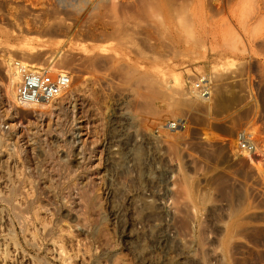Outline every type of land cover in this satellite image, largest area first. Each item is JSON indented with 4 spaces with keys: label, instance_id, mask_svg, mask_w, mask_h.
Returning a JSON list of instances; mask_svg holds the SVG:
<instances>
[{
    "label": "rangeland",
    "instance_id": "obj_1",
    "mask_svg": "<svg viewBox=\"0 0 264 264\" xmlns=\"http://www.w3.org/2000/svg\"><path fill=\"white\" fill-rule=\"evenodd\" d=\"M8 55L68 72L76 108L37 133ZM0 136V200L16 184L39 212L25 232L0 201V264H264V0H0Z\"/></svg>",
    "mask_w": 264,
    "mask_h": 264
},
{
    "label": "bare ground",
    "instance_id": "obj_2",
    "mask_svg": "<svg viewBox=\"0 0 264 264\" xmlns=\"http://www.w3.org/2000/svg\"><path fill=\"white\" fill-rule=\"evenodd\" d=\"M19 27V26H18ZM32 50H35L34 48H32ZM31 51V50H30ZM13 60H14V58L11 56V55H8V58H7V60H6V67H7V74H8V82L6 83V85H5V93H4V95L8 98V101H9V106H10V111H12V112H14V111H16L18 108H20V107H29V108H36L37 110H36V120H38L39 121V123H36V132L38 133V132H41L40 131V128H41V130H45V129H43V127H42V125H43V123H44V121H45V117L46 116H48L47 114V112H46V109L48 108V107H50V106H52V110H51V112H52V114H54L55 116V118H56V120H57V118H60V115L62 114V112H65V113H67L70 109L72 110V109H74V108H76L75 107V104H73V106H72V103H71V101L69 102V100L67 101V103H65L64 105H57V103H58V99H56V100H54V101H52V102H50V103H44V102H42V103H37V104H29V105H21L19 102H18V100H17V94H16V86H17V83H18V81H19V79H20V76H19V74H18V72L15 70V68H14V66H13ZM24 64H26V65H29L30 63H27V62H23ZM66 72V71H65ZM79 98V97H78ZM70 103V104H69ZM51 108V107H50ZM48 111V110H47ZM47 113V114H46ZM51 114V115H52ZM49 115H50V113H49ZM53 116V115H52ZM53 118V117H52ZM54 118V119H55ZM52 119L50 118V121H51ZM50 121H48L49 122V124H48V122H47V125L48 126H50L51 125V122ZM54 122H56V121H54ZM53 122V123H54ZM46 123V122H45ZM52 123V124H53ZM62 123V122H61ZM66 123V122H65ZM64 124V123H63ZM62 124V125H63ZM67 124V123H66ZM46 125V124H45ZM47 125H46V127H47ZM60 125V124H59ZM44 126V125H43ZM52 126V125H51ZM64 126V125H63ZM62 126V127H63ZM47 128H49V127H47ZM65 128V127H64ZM63 128V129H64ZM53 129V128H52ZM67 129V128H66ZM70 129V128H69ZM47 130V129H46ZM61 130V132H62V129H60ZM73 130V129H72ZM50 131V130H49ZM49 131H47V132H49ZM65 130H63V132H64ZM45 132V131H44ZM80 133V132H79ZM44 134V133H43ZM66 134V133H65ZM50 135V134H49ZM60 136H61V133H60ZM36 137H32L31 139H30V141H31V144H32V142H33V144H34V146L32 147L33 148V152L36 150V146L35 145H37V138L35 139ZM43 138V137H42ZM48 138V137H47ZM62 138V137H61ZM39 139V138H38ZM66 139V138H65ZM2 140H3V137H1L0 136V144L2 143ZM43 140V139H42ZM46 140V139H45ZM47 141V140H46ZM46 141H45V144H46ZM42 142V141H41ZM49 142V141H48ZM52 142V141H51ZM40 143V142H39ZM41 145L42 144H44V143H40ZM2 145V144H1ZM47 145H49V144H47ZM40 146V145H39ZM46 146V145H45ZM43 147V146H42ZM256 147H257V144H256ZM31 148V149H32ZM40 148V147H39ZM50 148V147H49ZM49 148H47L48 150H49ZM258 148L259 147H257V150H258ZM42 149V148H41ZM260 149V148H259ZM2 150V149H1ZM38 150H40V149H38ZM43 150H45V148L43 147ZM42 151V150H41ZM53 152V151H52ZM35 153H36V151H35ZM37 153H40V152H37ZM53 154V153H52ZM40 155V154H39ZM47 155V154H46ZM257 155V154H256ZM48 156H50L51 157V155H50V152H49V155H47V157ZM83 156V155H82ZM261 156V155H260ZM46 157V158H47ZM259 157V156H258ZM49 158V157H48ZM81 159V158H80ZM82 160V159H81ZM249 160L252 162V163H255L256 164V161H255V159H254V157H253V155H250L249 156ZM43 162V161H42ZM84 163V162H83ZM39 163V161H38V163H37V166H39V167H37V170H38V176H39V181L41 180V182L45 185V187L46 188H48V190H49V192H50V190H51V192H53V193H55V194H59L58 192H59V188L57 187L58 185H55V183H60L59 181H60V179L59 180H57V182H55L54 183V181H56V178H55V180H54V177H57V176H55V174L54 173H52V175H53V177L51 176V174H50V171L49 170H53L54 172H55V170H54V168L53 169H48L47 167H45L44 166V164H43V166H42V164H40ZM59 164V163H58ZM61 164V163H60ZM62 166L63 165H65V164H61ZM62 166H60L61 168H64V167H62ZM68 166H71L70 164L68 165ZM43 167H45V168H43ZM59 166H57V168H58ZM67 167V166H66ZM66 167H65V169L64 170H66ZM85 167H86V165H85ZM47 168V169H46ZM51 168V167H50ZM57 168H55V169H57ZM69 168V167H68ZM67 168V169H68ZM71 168V167H70ZM84 168V167H83ZM87 169H88V167H87ZM64 170H62V171H64ZM76 170H77V168H76ZM8 171V170H7ZM57 171V170H56ZM60 170H59V168H58V171L57 172H59ZM62 171L61 172H59L60 173V175H61V173H62ZM74 171H75V169H74ZM74 171H73V174H74ZM66 172H69L68 174H70V170H66ZM72 172V171H71ZM77 172V171H76ZM56 173V172H55ZM63 173H65V172H63ZM87 173V172H86ZM85 173V174H86ZM2 174V173H1ZM66 174V173H65ZM65 174H62L61 176H62V178H65ZM80 174V173H79ZM57 175H59V174H57ZM59 175V176H60ZM70 175H72V174H70ZM75 175V174H74ZM64 176V177H63ZM69 177V176H68ZM74 177V176H73ZM61 178V177H60ZM61 178V179H62ZM70 178V177H69ZM34 179H36V178H34ZM67 179V178H66ZM17 180V179H16ZM63 180V179H62ZM67 180H69V179H67ZM67 180H65V181H67ZM75 180V179H74ZM78 180V179H77ZM12 181V180H11ZM29 181H30V179H29ZM64 181V180H63ZM71 182H73V181H71ZM12 183L13 184H15L13 181H12ZM29 183H31L32 185H30V186H32L31 187V189L32 188H35L36 187V180H33L32 179V181H30V182H28V184ZM66 183V182H65ZM64 182H61V184H62V186L64 187V184H65ZM74 183V182H73ZM73 183H71V186H72V184ZM84 183V182H83ZM42 184V185H43ZM70 183H68L67 185L68 186H70L69 185ZM75 184H77V183H75ZM79 184V183H78ZM11 185V184H10ZM66 185V186H67ZM12 186V185H11ZM10 186V187H11ZM67 186V187H68ZM83 186V185H82ZM44 187V188H45ZM73 188H75L74 187V184H73V186H72ZM71 187V188H72ZM78 187V186H77ZM65 188V187H64ZM63 188V189H64ZM80 188V187H79ZM37 191H38V188L36 187L35 188ZM34 189V190H35ZM66 189H68V188H65V190ZM69 189H70V187H69ZM78 189V188H77ZM84 189V188H83ZM18 187H16V184H15V186H13V187H11L10 189H9V192H8V194H6V192H5V195L3 196V197H1V199H2V203L4 202L5 204H6V206L8 207V209H9V211H12L13 212V215H14V218L15 219H17L16 221L18 222L17 224H19V225H22V226H24L23 228H24V231L26 232L27 231V229H28V223H30L31 222V224H32V222L34 223V221H32V219L33 218H35L36 219V217H35V215L36 216H38V213H37V211L35 210V213L32 211V207H34V203L31 201V200H29L28 198L30 197V194H27V199H28V204L26 203V208L24 209V208H18L17 206H15L14 205V201L16 200L15 199V197H17V195L19 194L18 193ZM74 190V189H73ZM76 190V189H75ZM62 191V190H61ZM64 191V190H63ZM62 191V192H63ZM70 191V190H69ZM72 191V190H71ZM76 191H78V190H76ZM39 192V191H38ZM37 192V194H39ZM66 191H64V193H65ZM21 193V192H20ZM31 193V192H30ZM69 193V192H68ZM67 193V194H68ZM34 194V193H33ZM62 193H60V195H61ZM86 194V193H85ZM23 195V194H22ZM54 195V194H53ZM63 195H64V197H68L67 195H66V193L65 194H62L61 195V199L60 200H62L64 197H63ZM66 195V196H65ZM80 195V194H79ZM32 197V196H31ZM31 197H30V199H31ZM85 197V196H84ZM25 198V197H24ZM38 198V197H37ZM56 198H57V196H56ZM59 198V197H58ZM69 198V197H68ZM87 198V197H86ZM15 199V200H14ZM65 200V199H64ZM62 201L64 204H62V205H60L59 207H58V210H61L62 209V206L64 207V206H66V207H68V209L70 208H73L71 205V207L69 206V205H67V200H65V201ZM86 200V199H85ZM163 200V199H162ZM31 201V202H30ZM57 201H58V199H57ZM26 202V201H25ZM71 203V202H70ZM94 203V202H93ZM16 204V203H15ZM69 204V203H68ZM33 205V206H32ZM59 205V204H58ZM65 207V208H66ZM35 208V207H34ZM56 208V207H55ZM75 208V207H74ZM67 209V208H66ZM67 209V210H68ZM66 210V211H67ZM74 209H72V212H73V214H75V212L73 211ZM70 212H71V210H69ZM31 212H33L34 213V217L32 216L33 214L31 213ZM64 212V211H63ZM70 212H69V214H70ZM37 213V214H36ZM62 213V212H61ZM65 213V212H64ZM68 213V212H67ZM78 213H76V217L78 218V215H77ZM67 215V214H66ZM81 215V214H80ZM61 216H63L62 214H61ZM67 216H69V215H67ZM73 216V215H72ZM66 217V216H65ZM77 218H75L76 220H77ZM81 217H79V219H80ZM58 220H61L60 218L58 219ZM63 220V219H62ZM82 220V219H81ZM11 221V220H10ZM63 222V221H62ZM79 222V221H78ZM82 222V221H81ZM21 226V227H22ZM62 226V225H61ZM167 226V225H166ZM56 227H57V225H56ZM23 228H22V230H23ZM168 228V227H167ZM29 230V229H28ZM171 232V231H170ZM53 234H55L54 233V229H47V231H46V235L45 236H50V237H55ZM37 235V234H36ZM169 235V234H168ZM44 237V236H43ZM52 237V238H53ZM46 238H48V237H46ZM61 238H62V236H61ZM15 239V238H14ZM14 239H12V240H14ZM48 240H50V239H48ZM55 242V241H54ZM59 242V241H58ZM15 244H17L18 245V242L15 240ZM214 251V250H213ZM70 257V256H69Z\"/></svg>",
    "mask_w": 264,
    "mask_h": 264
},
{
    "label": "built area",
    "instance_id": "obj_3",
    "mask_svg": "<svg viewBox=\"0 0 264 264\" xmlns=\"http://www.w3.org/2000/svg\"><path fill=\"white\" fill-rule=\"evenodd\" d=\"M12 63L20 76L16 94L21 105L50 103L68 92L72 84V76L64 70L54 71L49 67L34 68L17 59H14ZM202 82V84L196 85L198 93L202 98H209L211 95L210 86L203 80ZM162 125L168 130H178L184 126L181 120L167 121ZM235 146L238 152L248 156L255 155L257 151L252 135L245 131L237 136Z\"/></svg>",
    "mask_w": 264,
    "mask_h": 264
}]
</instances>
